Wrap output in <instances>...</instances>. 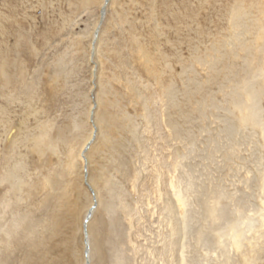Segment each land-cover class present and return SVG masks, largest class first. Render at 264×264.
Listing matches in <instances>:
<instances>
[{"label":"rangeland","instance_id":"obj_1","mask_svg":"<svg viewBox=\"0 0 264 264\" xmlns=\"http://www.w3.org/2000/svg\"><path fill=\"white\" fill-rule=\"evenodd\" d=\"M101 5L0 0V264H81L91 100L105 264L172 263L153 243L169 231L155 199L171 177L201 194L185 187L197 212L184 264H264V0H109L93 54ZM247 83L258 126L232 102ZM204 204L227 219L210 223ZM233 219L235 239L222 230Z\"/></svg>","mask_w":264,"mask_h":264},{"label":"bare ground","instance_id":"obj_2","mask_svg":"<svg viewBox=\"0 0 264 264\" xmlns=\"http://www.w3.org/2000/svg\"><path fill=\"white\" fill-rule=\"evenodd\" d=\"M107 7V4L105 5V0H102V5H101V10H100V14H101V11L102 9L104 8V11ZM107 15V14H105ZM98 16V15H97ZM106 18V17H105ZM104 18V19H105ZM96 25L93 29V37H92V41L95 37V33H97V37H96V40L99 36V33H100V29L101 27L100 26V15H99V18H98V21L96 19ZM98 29V30H97ZM253 36V35H252ZM241 38V37H240ZM238 39V37H237ZM95 40V41H96ZM98 42V41H97ZM99 43V42H98ZM91 47H92V51H93V54L95 53V50H96V42L93 43V46H92V43H91ZM91 53V51H90ZM90 53H89V56H90ZM97 54V53H96ZM91 57V56H90ZM94 57V56H93ZM91 59V58H90ZM92 62L93 59H91ZM97 60V58H96ZM98 64V63H97ZM93 68L92 67V71H93ZM99 68V66H98ZM260 71V70H259ZM93 73V72H92ZM94 74V73H93ZM189 77V76H188ZM98 78V77H97ZM91 80V78H90ZM252 81V80H250ZM96 82V81H95ZM96 84V83H94ZM96 86V85H95ZM91 87V86H90ZM93 87V86H92ZM182 87V86H181ZM258 87V86H257ZM177 89V88H176ZM244 91V92H243ZM243 93H245V96L244 98H247V99H243V98H240L238 96H235L234 100H232L233 102V105L234 107L238 110L239 112V121L240 123H245V122H251L253 124H260V121L257 117V90L254 89V86L253 84H245V86L243 87ZM179 92V91H178ZM177 92V93H178ZM170 93V92H169ZM91 95V94H90ZM171 94H169V97H170ZM244 95V94H243ZM182 97V96H180ZM242 97V96H241ZM94 99V98H93ZM178 99V98H177ZM90 101V99H88ZM166 100V99H165ZM94 100H91L90 102V106H89V109H88V115H87V118L90 120V114L92 112V118H91V123H92V130L90 131L89 133V136L85 139V141L82 143L81 145V148L79 149L78 151V157L81 159V177H82V180L84 181V184H85V189L86 191H88L89 193V202L86 204V206L84 207V212L81 216V220H80V231L82 233V248H81V253H82V262L81 264H105L106 262V259H107V254H106V249H105V240L103 239V232H102V229L103 228L102 226H96L94 224V216H95V213L97 211H99L102 207V203H101V200H99V191L96 190V187L94 186L93 184V181H91V179L89 178V172H88V164H89V159L88 158V153H89V150L91 149L93 143H94V139L96 138V135L97 132H98V129L97 128V125L94 121V115H95V107H93L95 104L93 102ZM173 101V100H172ZM178 101V100H177ZM174 102V101H173ZM166 103V102H165ZM172 103V102H171ZM177 106V105H176ZM166 107V106H165ZM219 108V107H218ZM216 111V110H215ZM86 118V119H87ZM165 119V118H164ZM180 118H177L176 120H179ZM88 120V121H89ZM97 120V119H96ZM163 120V119H162ZM172 120V119H171ZM175 120V121H176ZM87 121V122H88ZM173 121V120H172ZM224 119H221V118H214L211 120V123L213 124H221V122H223ZM180 122V121H179ZM90 123V122H89ZM98 123V122H97ZM170 123V122H169ZM142 124V123H141ZM180 124V123H179ZM212 124V125H213ZM90 125V124H89ZM144 125V124H143ZM165 125V124H164ZM171 125V124H168V126ZM179 126V125H178ZM182 125H180L179 127H181ZM261 126V125H260ZM173 127V126H172ZM262 127V126H261ZM91 128V127H90ZM167 128V127H166ZM165 128V129H166ZM168 131V130H167ZM178 131V130H177ZM263 131H264V127H263ZM179 132V131H178ZM181 132V131H180ZM162 134V132H161ZM186 134V133H185ZM171 135V134H170ZM176 134H174L175 136ZM179 135V133H178ZM163 136V135H162ZM264 136V135H263ZM98 137V136H97ZM167 137V136H166ZM264 139V137H263ZM98 140V139H97ZM156 140V139H155ZM180 140V139H179ZM165 142V140H164ZM95 144V143H94ZM185 145V144H184ZM213 145V144H212ZM181 146V145H180ZM204 147V146H203ZM186 148V147H185ZM190 150V149H189ZM157 151V150H156ZM195 152V151H194ZM198 152V151H196ZM157 153V152H156ZM192 154V153H191ZM197 153H195L196 155ZM214 155V154H213ZM194 156V155H193ZM212 156V155H211ZM201 157V156H200ZM153 158V157H152ZM163 158V157H162ZM199 158V157H198ZM202 158V157H201ZM154 159V158H153ZM172 162H173V168L174 170L176 168H181L182 167V160L180 158H178V156H176L175 158L172 159ZM191 162V160H190ZM154 163V162H152ZM203 163V162H202ZM213 163V162H212ZM196 164V163H195ZM90 165V164H89ZM156 166V165H155ZM200 166V165H199ZM202 166V165H201ZM148 167V166H147ZM158 167V166H157ZM204 168V167H202ZM91 169V168H90ZM204 170V169H203ZM205 171V170H204ZM85 173H86V177H85ZM215 173V172H214ZM195 177V176H194ZM171 181L168 183L167 186L164 187V191L163 192H156L157 195H156V203H160V211H159V215H161L162 219L167 223H165L167 225V227L169 228V231L168 234H163L159 239L155 240L153 243H154V246L156 248V250L160 251V252H167V251H171V253L173 254V260H170L172 261L171 264H184V253H185V241H186V238H187V234H188V230L190 229V221H194L191 217H189V213H194V212H197L196 209L197 207L195 208L194 205L192 204V200H189L188 197L186 196V192H188V190H190L189 194L190 196H192V199L194 198L195 201L199 198H200V190H197L196 188H193V185L192 186H182L177 184L174 180H173V177H171ZM201 180V179H200ZM197 183V182H196ZM159 184V183H158ZM83 185V184H82ZM96 185V184H95ZM97 186V185H96ZM83 187V186H82ZM185 187L188 188V190L185 189ZM193 188V189H192ZM84 189V191H85ZM92 192H91V191ZM186 190V192H185ZM84 193V192H83ZM86 193V192H85ZM87 194V195H88ZM86 195V194H85ZM264 195V194H263ZM204 197V195H203ZM88 198V197H87ZM202 198V196H201ZM201 200V199H200ZM205 200V199H203ZM202 200V201H203ZM152 202V201H151ZM154 202V200H153ZM150 201L149 202H145V204L143 206H141L144 210H149L150 209ZM199 204V203H197ZM196 204V205H197ZM85 205V204H84ZM155 205V204H154ZM195 205V206H196ZM201 205H203V203H201ZM152 206V205H151ZM224 206L222 205H217V206H211L209 204H204V212H205V216L207 218V220L210 222V223H215L217 219H225L226 216L224 214V211L223 208ZM106 208V206H105ZM156 208V207H155ZM107 209V208H106ZM153 209V208H152ZM175 209H181L182 210V214H180V217L177 216V213L175 211ZM225 209V208H224ZM104 210V209H103ZM151 210V209H150ZM157 210V208H156ZM159 210V209H158ZM109 211H111L109 209ZM141 211V210H140ZM107 214H108V211H106ZM153 212L155 214V211L153 209ZM202 212V211H201ZM200 212V213H201ZM195 214V213H194ZM144 215V214H143ZM146 215V214H145ZM144 215V216H145ZM142 216V217H144ZM147 216V215H146ZM157 216V215H156ZM150 217V215H149ZM153 217V215H152ZM155 217V215H154ZM190 218L192 220H190ZM195 218V217H193ZM197 218V217H196ZM205 218V219H206ZM147 219V217H146ZM161 219V218H160ZM227 219V218H226ZM257 219V218H256ZM261 219V218H259ZM155 220V218H154ZM153 220V221H154ZM162 220V221H163ZM147 221V220H146ZM250 221V219H249ZM199 223V220L198 222ZM249 223V222H248ZM252 223V221H251ZM102 224V223H101ZM161 224V223H160ZM239 221L237 219H233V220H227V223L225 225V227L222 228L223 229H226L227 231L226 232H229V234L231 235L232 239H235L234 237L237 236L238 234V226H239ZM164 225V224H162ZM208 225V223H207ZM261 225V224H260ZM165 226V225H164ZM206 226V225H205ZM151 227H154L153 225ZM159 227V226H158ZM158 227H156L155 229H157ZM166 227V226H165ZM104 231V229H103ZM225 231V230H224ZM166 232V233H167ZM105 235V233H104ZM148 235V234H147ZM239 235V234H238ZM200 236V235H199ZM193 237V235H192ZM203 237V236H202ZM239 238V237H238ZM192 239V238H191ZM202 239V238H201ZM189 240V239H188ZM192 241V240H191ZM206 241V240H205ZM201 242V241H200ZM207 242V241H206ZM190 243V242H189ZM192 243V242H191ZM195 244V242H194ZM201 244V243H199ZM189 245V244H188ZM193 245V244H191ZM194 246V245H193ZM189 247V246H188ZM194 249V247H192ZM189 250V248H188ZM168 253V252H167ZM203 253V252H202ZM166 254V253H165ZM169 254V253H168ZM190 254V253H189ZM161 255V254H160ZM209 255V254H208ZM208 255H205V256H208ZM94 256L96 257L95 259H97V262L95 260V262H93L94 260ZM164 256V255H163ZM196 256V254H195ZM168 257V256H167ZM209 258H211V256H208ZM154 258V257H152ZM165 258V257H164ZM156 259V257H155ZM163 259V258H162ZM167 261L168 259L165 258ZM170 259V258H169ZM172 259V258H171ZM148 260V259H147ZM164 260V259H163ZM162 260V261H163ZM186 260V259H185ZM155 261V260H154ZM165 262V261H163ZM147 263V262H146ZM156 264V263H155ZM166 264V263H165ZM168 264V263H167Z\"/></svg>","mask_w":264,"mask_h":264},{"label":"water","instance_id":"obj_3","mask_svg":"<svg viewBox=\"0 0 264 264\" xmlns=\"http://www.w3.org/2000/svg\"><path fill=\"white\" fill-rule=\"evenodd\" d=\"M109 2V0H105V5L107 4ZM104 8L102 9V11H101V14H100V23H101V21H102V19H103V16H104ZM98 30V29H97ZM96 37H97V33H95V37H94V40H93V43L95 42V40H96ZM90 118H92V112H91V116H90ZM85 177H86V173H85ZM91 191V190H90ZM92 192V191H91Z\"/></svg>","mask_w":264,"mask_h":264}]
</instances>
